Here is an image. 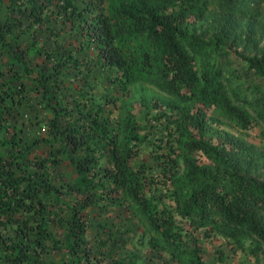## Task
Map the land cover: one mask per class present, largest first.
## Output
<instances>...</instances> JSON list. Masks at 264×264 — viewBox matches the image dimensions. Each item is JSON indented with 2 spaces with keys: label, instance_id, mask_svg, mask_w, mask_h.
<instances>
[{
  "label": "trees",
  "instance_id": "obj_1",
  "mask_svg": "<svg viewBox=\"0 0 264 264\" xmlns=\"http://www.w3.org/2000/svg\"><path fill=\"white\" fill-rule=\"evenodd\" d=\"M217 1L225 15L239 18L255 15L263 2ZM207 2L86 0L78 9L70 0H9L12 12L0 24V53L9 55L13 75L0 77V132L9 134L0 139L9 148L0 152V264H140L142 255L129 250L133 231L113 229L121 204L149 252L144 264H208L201 240L212 236L230 253L241 250L264 264V181L247 171L264 162V150L210 131L213 109L239 128L255 122L264 129V43L250 41L252 51L243 53L227 47L220 31L213 38L188 33L185 25L203 18ZM49 28L56 40L37 53L50 54L55 66L32 70L8 36ZM223 30L233 31L229 20ZM62 31L80 39L84 61L62 47ZM229 51L238 60L230 71L222 63ZM92 62L118 72L122 92L147 82L185 103H159L171 112L161 160L169 200L160 207L147 192L148 167L133 163L145 136L139 123L129 112L113 120L101 106L86 109ZM238 68L258 83L241 88ZM71 73L83 81L73 92L65 81ZM33 107L46 135L16 136L9 116Z\"/></svg>",
  "mask_w": 264,
  "mask_h": 264
},
{
  "label": "rangeland",
  "instance_id": "obj_2",
  "mask_svg": "<svg viewBox=\"0 0 264 264\" xmlns=\"http://www.w3.org/2000/svg\"><path fill=\"white\" fill-rule=\"evenodd\" d=\"M78 9H83L86 6V0H70ZM0 5V24L4 22L7 13L12 12L9 0H1ZM203 18L200 20H194L187 23L185 29L188 33L205 37L213 38L215 34L220 31L223 33V40L227 47L231 50L238 52L248 53L252 50H248V46L255 44L250 41L256 42L258 45L264 43V0L259 7V11L255 15H249L243 18L237 16L230 17L223 13L220 9L217 0H208ZM86 13H83V17ZM227 16V18H226ZM233 25V31L226 35L227 22ZM223 27L221 28V26ZM53 27L54 31L58 29V26L50 24V28ZM49 29H40L36 32L34 37L20 36L14 37L12 34L8 36L14 47V50L22 54L23 59L27 62L32 70L42 69L46 73L53 70L54 60L50 54L37 53L39 47L46 45L45 51L51 46L53 40H56L54 31ZM62 47L71 52L72 55L78 57L80 61L83 59V51L79 49L80 39H75L73 36H68L66 31L61 32L60 36ZM240 40L235 43L234 39ZM39 42H43L42 45ZM247 42V43H244ZM54 45L56 43H53ZM49 46V47H48ZM256 48H254L255 51ZM85 52L88 57L93 56V50L90 47L85 48ZM216 54H213L211 58L216 59ZM3 61L6 64H3ZM10 61L9 55L6 53H0V77L3 80H13L11 72L7 71V65ZM222 63L228 71L237 67L238 60L233 59L230 51L229 54L223 58ZM11 66V65H10ZM91 72L89 73V83L92 87V102L86 107L87 110L102 107V111L110 112V116L113 120L129 112L133 119L136 120L142 127L140 134L145 135L139 146L137 157L133 163L143 164L148 167V174L152 176L153 183L148 186L149 197L153 203L159 205V207L167 203L169 197L167 195L163 165L161 160L163 158V152H166V142L164 126L169 120L168 117L171 112L165 105H159V103L169 102L172 105L183 106L185 103H177L174 99L166 95L165 93L157 90L151 84L147 82L135 81L128 85L127 91H120L119 85L116 83L119 78V73L114 70H108L90 63ZM240 69H236L235 73L238 77H235V82L241 85V88H245L248 84L253 85L258 83V80L253 76L243 77L239 73ZM238 72V73H237ZM81 73L76 75L68 74L65 78L69 92L76 91L80 85L83 84L81 80ZM17 81L14 79L11 84H15ZM246 93L251 95L253 92L246 89ZM255 95V93H254ZM39 110L37 107L30 109H22L20 114H14L9 116L8 121L17 125V132L22 138L31 140L34 137L45 136L46 131L41 123H38L37 113ZM161 114V115H159ZM212 116L217 121L210 123V131H220L224 134L230 135L241 147H248L250 150L263 151L264 150V129L260 124L251 122L249 127L242 129L239 128L234 121H230L221 117L216 109L212 110ZM213 131L211 132L213 134ZM9 138V134L6 132H0V139ZM174 147V145H173ZM8 144L0 147V152L3 154L8 150ZM247 164V163H246ZM245 164V165H246ZM251 166H247L248 173L255 176L259 181H264V162L257 161L250 163ZM165 180V181H164ZM166 182V185L164 184ZM117 212V216L113 219V229L129 228L133 231L134 240L129 250L141 254L140 264H144L146 256L149 252L146 249L144 240L140 235V229L136 227L135 221L129 220L130 213L125 209V205H120V210ZM129 216V218H128ZM141 237V240L138 239ZM196 236L199 237L198 234ZM95 237L93 230L89 229L87 232V239ZM202 241L203 253L205 261L208 264H236L241 262L243 264H259L252 256H246V253L241 250H236L235 254L228 251V247L224 241H221L215 237H209L206 241ZM221 250L224 252V256L221 259H217L216 251Z\"/></svg>",
  "mask_w": 264,
  "mask_h": 264
}]
</instances>
